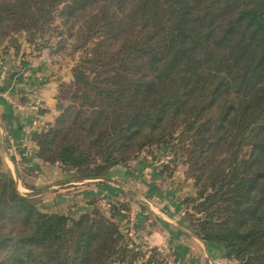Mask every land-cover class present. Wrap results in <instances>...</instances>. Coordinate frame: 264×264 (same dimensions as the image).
<instances>
[{
    "label": "trees",
    "instance_id": "1",
    "mask_svg": "<svg viewBox=\"0 0 264 264\" xmlns=\"http://www.w3.org/2000/svg\"><path fill=\"white\" fill-rule=\"evenodd\" d=\"M20 30L76 38L74 75L102 127L90 149H52L48 129L38 156L101 176L174 137L195 166L196 236L234 264H264V0H0V38ZM4 185L0 264L126 262L120 227L99 211L45 213Z\"/></svg>",
    "mask_w": 264,
    "mask_h": 264
},
{
    "label": "rangeland",
    "instance_id": "2",
    "mask_svg": "<svg viewBox=\"0 0 264 264\" xmlns=\"http://www.w3.org/2000/svg\"><path fill=\"white\" fill-rule=\"evenodd\" d=\"M58 34V30H54L31 38L27 31L20 30L11 31L0 38V93H6L4 106L7 110L10 106L20 109L21 103L28 101L31 88L42 89L50 81L56 83L57 112L54 119L48 125L45 124V128L37 136V155H39V141L48 129L55 128L57 131V137H53L52 149L70 142L82 149H90V141L98 137L102 129L100 125L92 127L97 123L93 109L89 105V102L95 99L93 89L78 83L74 75V69L83 60L85 52L83 49L75 48L76 38H61ZM2 73L5 74V78H1ZM31 75L34 77L29 79ZM94 76V73L88 71L89 79ZM6 109L4 114L8 117ZM35 120L36 118L33 120L31 131L37 126ZM7 153L11 154V157L14 156L9 141L0 140V192L4 182L10 184V180H13L17 191L40 210L36 199L29 195L31 192L20 191L19 174L16 173L11 161L7 159ZM92 156L98 159V162H102L98 155ZM189 157L178 140L168 137L166 140L145 147L127 162L117 164L130 166L134 171L143 169L145 172L142 173H147L146 178L150 183L148 187L144 185L139 188L130 185V203L122 199L113 203L114 209L126 216V225L130 223L129 231L125 232L126 235L121 229L123 238L120 242L130 250L124 264H131L132 260V264L236 263L235 260L228 259L218 246H213L210 253L201 238L193 231L196 210L191 199L198 196V185L192 171L195 166L189 161ZM60 164L74 170L81 178L102 177L110 170L109 168L104 175L98 176L95 170L96 164L82 167ZM11 185H4L7 187V192L11 190ZM143 189L157 192L158 196L154 198L149 194H140ZM99 204H96L93 209L110 218L120 227L114 218L106 214L104 206ZM161 212H166L170 220H163ZM112 213L115 215L117 212ZM138 216L147 217V224L165 228L167 240L160 245H153L145 239L135 241L136 228L139 226ZM179 229L182 232L187 229L193 236L183 234Z\"/></svg>",
    "mask_w": 264,
    "mask_h": 264
},
{
    "label": "crops",
    "instance_id": "3",
    "mask_svg": "<svg viewBox=\"0 0 264 264\" xmlns=\"http://www.w3.org/2000/svg\"><path fill=\"white\" fill-rule=\"evenodd\" d=\"M33 77L31 75L29 79ZM30 90L28 101L21 103L20 109L10 106L7 110L4 106L6 93H0V140L9 141L12 147L14 156L11 157V154L7 153V159L19 174L20 191L31 192L29 195L36 199L40 210L50 214H66L73 218L91 211L100 203L106 209V214L120 224L124 234L128 232L130 223L126 225V216L121 211H116L113 203L121 199L130 203V185L137 188L150 186L146 178L147 173H142L144 170L141 168L134 171L130 166L116 165L111 167L105 176L81 178L74 170L63 167L58 162H47L39 158L37 136L54 119L57 112L56 83L50 81L42 89ZM4 108L9 114L8 117L4 114ZM35 118L37 126L31 131ZM140 194H149L154 198L158 196L157 192H151L150 189H143ZM128 206L130 207V204ZM128 210L130 214V209ZM113 211L117 213L114 215ZM160 214L163 220H170L166 212ZM138 217L139 226L136 228L135 241L145 239L153 245H160L167 240L165 228L147 224V217ZM184 230L180 232L193 236L189 230ZM206 247L210 252L207 245Z\"/></svg>",
    "mask_w": 264,
    "mask_h": 264
},
{
    "label": "built area",
    "instance_id": "4",
    "mask_svg": "<svg viewBox=\"0 0 264 264\" xmlns=\"http://www.w3.org/2000/svg\"><path fill=\"white\" fill-rule=\"evenodd\" d=\"M1 78H5V74L4 73H2L1 74ZM37 122H35V124H36Z\"/></svg>",
    "mask_w": 264,
    "mask_h": 264
}]
</instances>
